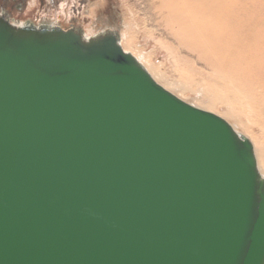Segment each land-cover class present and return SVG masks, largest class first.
<instances>
[{
    "label": "water",
    "instance_id": "water-1",
    "mask_svg": "<svg viewBox=\"0 0 264 264\" xmlns=\"http://www.w3.org/2000/svg\"><path fill=\"white\" fill-rule=\"evenodd\" d=\"M0 264H264L251 141L118 35L0 11Z\"/></svg>",
    "mask_w": 264,
    "mask_h": 264
},
{
    "label": "rangeland",
    "instance_id": "rangeland-1",
    "mask_svg": "<svg viewBox=\"0 0 264 264\" xmlns=\"http://www.w3.org/2000/svg\"><path fill=\"white\" fill-rule=\"evenodd\" d=\"M19 1L0 0V10H6L8 17L19 23H51L83 28V32L96 20L97 12H104L105 18V13L115 10L123 26L122 36L120 28L115 27L121 43L145 59L157 79L181 98L224 116L235 123V129L253 138L260 149L259 162L264 171V103L244 85L229 80L230 71L221 61L209 62L205 48L200 52L190 45L195 40L190 30L196 25L189 26L185 20V8L178 11L176 4L180 0H25L22 9L17 10ZM194 1L216 4L219 10L210 12L216 18L229 12L235 24L229 31L264 39V0ZM240 24L244 26L240 28ZM220 35L222 30L217 36Z\"/></svg>",
    "mask_w": 264,
    "mask_h": 264
},
{
    "label": "bare ground",
    "instance_id": "bare-ground-1",
    "mask_svg": "<svg viewBox=\"0 0 264 264\" xmlns=\"http://www.w3.org/2000/svg\"><path fill=\"white\" fill-rule=\"evenodd\" d=\"M176 5L178 11H181L180 9L185 8V20L189 23V26H192L193 24L196 25H194L195 27H193L192 30H190V33L195 38L194 41L192 40L190 42V45L193 48L199 50L200 52H202L203 48H205L204 53L210 59L209 62H214L215 60H217V62L218 60L221 61V63H223L224 66H226V68L230 71V74L227 76L229 80L235 81L236 84L244 85L243 88H247L249 91H251L250 93L252 94V96L259 98L264 103V39L257 37L256 34H254V36H252V34H249L250 36H248V34L244 33L243 31V33L241 34L238 33V30L237 33L236 31H229L228 28L233 27L235 25H233V20L229 15L230 13L227 12L221 18L213 17L210 12H216L217 10H219V7L214 3H204L198 1L195 2L194 0H180ZM234 5L236 4L234 3ZM108 7L110 6L108 5ZM100 8L103 7L100 5ZM231 10L233 11V9ZM242 12L245 11L242 10ZM102 14H104V12H97L96 20L93 21V23H90L89 27L86 28L84 32L82 31L83 28H74L80 29L86 37H90L92 35L94 36L96 34L105 32L114 33L119 37V34L115 28L118 26V28H120L122 36L123 26L119 25L117 21L118 19L116 18L115 10L109 12L108 14L105 13V18H103ZM240 26L243 27L244 24H240L239 27ZM238 28L235 27V29ZM254 28L255 26L253 27V29ZM221 30L223 36H217L218 32ZM119 43L122 49L126 52L131 53L137 59V61L141 63L143 67L149 72L152 78L163 88L170 91L171 93H173L174 95L189 104L217 114L218 116L225 119L237 133L249 138L253 146V152L255 155L257 168L261 175L264 177V171L259 162L260 149H258V147L256 146V141L253 138H251L245 131H242L243 133H241L238 131L240 129H235L238 128L237 126H235V123L231 122L224 116L219 115L218 113L210 110L209 108L199 106L195 103L189 102L181 98L179 94L175 93L173 90L161 83L155 76L156 73L154 74L153 70H150L151 66L147 64L149 66L148 67L145 63L146 61H143L145 59L142 60L141 56L137 55V53L129 49V47H126L124 42L121 43L120 37ZM203 58H205L204 55Z\"/></svg>",
    "mask_w": 264,
    "mask_h": 264
},
{
    "label": "flooded vegetation",
    "instance_id": "flooded-vegetation-1",
    "mask_svg": "<svg viewBox=\"0 0 264 264\" xmlns=\"http://www.w3.org/2000/svg\"><path fill=\"white\" fill-rule=\"evenodd\" d=\"M13 1H14V0H13ZM25 2H26L25 0H20L19 2H17V4H16V9H17V10H21ZM1 10H2V9H1ZM1 10H0V11H1ZM2 11H3L4 13H6L7 15H9V13H8L6 10L3 9Z\"/></svg>",
    "mask_w": 264,
    "mask_h": 264
}]
</instances>
